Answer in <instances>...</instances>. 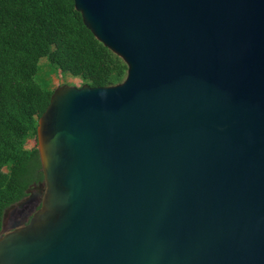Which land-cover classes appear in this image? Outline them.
<instances>
[{"label": "water", "instance_id": "95a60500", "mask_svg": "<svg viewBox=\"0 0 264 264\" xmlns=\"http://www.w3.org/2000/svg\"><path fill=\"white\" fill-rule=\"evenodd\" d=\"M74 3L127 75L54 88L0 264H264V0Z\"/></svg>", "mask_w": 264, "mask_h": 264}, {"label": "trees", "instance_id": "16d2710c", "mask_svg": "<svg viewBox=\"0 0 264 264\" xmlns=\"http://www.w3.org/2000/svg\"><path fill=\"white\" fill-rule=\"evenodd\" d=\"M43 58L82 85L117 84L128 70L74 0H0V235L8 208L43 187L38 146H27L54 91L37 80Z\"/></svg>", "mask_w": 264, "mask_h": 264}, {"label": "rangeland", "instance_id": "374dc122", "mask_svg": "<svg viewBox=\"0 0 264 264\" xmlns=\"http://www.w3.org/2000/svg\"><path fill=\"white\" fill-rule=\"evenodd\" d=\"M41 64H42V69L40 70V72L38 74L37 80L41 84H43L44 86H47L50 84L53 88H57V87L62 86V85L82 86V80L80 78L73 77L70 74H67V73L62 72V71H59V72L53 71L52 66H50V64L46 58H43L41 60ZM27 146L28 147L38 146V138L29 139ZM44 190H45L44 187H34L31 190L30 196L28 198L24 199L26 201V200L30 199L32 197V195H34L33 202H31V205L28 209L29 212H31V213L34 212L31 210L32 207H34L36 205H37V207L40 206L41 201L39 199L43 197ZM15 205H16V207H15ZM15 205L8 208V210L6 211L5 222H7V224H6L5 231H9L12 229V226L15 223H14V221H12L10 219L12 218L13 214H15V212H17L18 210H20L22 208L19 205V203L15 204ZM13 207H15V209Z\"/></svg>", "mask_w": 264, "mask_h": 264}, {"label": "flooded vegetation", "instance_id": "af4514ba", "mask_svg": "<svg viewBox=\"0 0 264 264\" xmlns=\"http://www.w3.org/2000/svg\"><path fill=\"white\" fill-rule=\"evenodd\" d=\"M31 202H33V198H30L28 203L25 205H23L24 207H22V210H18L17 212H15L14 216H12V219L15 221H19L18 223L19 224H22V223H27L28 220L30 219L31 215L37 210V205L32 207V211L34 212H29L28 209L31 205ZM16 216V217H15ZM20 218V219H19Z\"/></svg>", "mask_w": 264, "mask_h": 264}]
</instances>
